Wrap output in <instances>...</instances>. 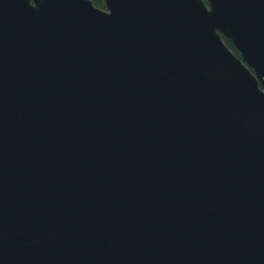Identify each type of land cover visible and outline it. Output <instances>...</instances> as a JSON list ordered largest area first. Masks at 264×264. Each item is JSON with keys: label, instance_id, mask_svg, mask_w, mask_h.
Listing matches in <instances>:
<instances>
[{"label": "water", "instance_id": "water-1", "mask_svg": "<svg viewBox=\"0 0 264 264\" xmlns=\"http://www.w3.org/2000/svg\"><path fill=\"white\" fill-rule=\"evenodd\" d=\"M103 6L0 0V264H264V0Z\"/></svg>", "mask_w": 264, "mask_h": 264}, {"label": "trees", "instance_id": "trees-1", "mask_svg": "<svg viewBox=\"0 0 264 264\" xmlns=\"http://www.w3.org/2000/svg\"><path fill=\"white\" fill-rule=\"evenodd\" d=\"M93 5L100 8V9H103L104 6H103V0H91ZM222 40L224 42V44L235 54L238 56V52L236 51V49L233 47L232 43L226 39V38H223L222 37Z\"/></svg>", "mask_w": 264, "mask_h": 264}]
</instances>
